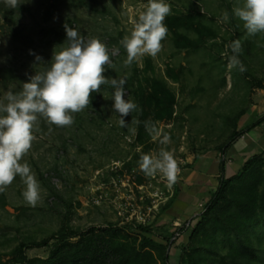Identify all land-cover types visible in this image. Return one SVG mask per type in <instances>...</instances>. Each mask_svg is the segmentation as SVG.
<instances>
[{
    "label": "rangeland",
    "instance_id": "1",
    "mask_svg": "<svg viewBox=\"0 0 264 264\" xmlns=\"http://www.w3.org/2000/svg\"><path fill=\"white\" fill-rule=\"evenodd\" d=\"M164 2L170 5L169 15H197L198 23L215 34L199 38L186 28L168 30L155 57L145 55L125 66L127 53L120 41L130 35L148 0H19L9 17L5 15L12 7L0 0V103H7L9 91H22L29 77L50 68L53 53L67 39L65 23L85 38H98L107 46L114 67L105 65L104 75L126 78V100L133 102L134 90L139 82L145 86L146 77L165 80L177 98L174 119L157 124L171 137L167 145L154 141L148 132L139 141L137 124L132 123L137 120L134 112L125 118L128 127L119 126V114L113 109L115 89L108 84L92 94L88 107L71 113L74 122L69 126L49 124L38 117L32 147L20 162L30 166L39 184L40 200L35 207L26 203V185L19 176L0 193V264L11 261L19 244L44 239L48 245L28 248L26 255L47 258L57 242L54 234L64 226L85 231L110 223L120 227L121 242L146 253L149 259L143 264H163V250L169 264H225L222 257L226 264H233L237 254L232 234L193 233L209 198L203 199L204 207L189 219L190 227L185 225L189 220L179 223L180 227L165 218L187 173L200 171L203 165L212 171L217 167L215 161L225 158L230 164L226 177H231L253 156L232 159L218 147L235 129L243 130L264 115V86H260L264 85V33L248 35L243 22L235 17L233 9L243 0ZM182 36L198 44L178 47L175 39ZM235 40L242 45L243 73L228 67L232 55L228 46ZM114 48L119 53L113 56ZM30 52L41 56L44 64L38 65ZM169 69L178 81L169 77ZM162 148L173 153L180 168L171 188L162 174L146 176L139 167L142 154L157 156ZM140 225L149 229L142 230ZM242 237L249 239L255 254L238 259L264 264V214Z\"/></svg>",
    "mask_w": 264,
    "mask_h": 264
},
{
    "label": "clouds",
    "instance_id": "2",
    "mask_svg": "<svg viewBox=\"0 0 264 264\" xmlns=\"http://www.w3.org/2000/svg\"><path fill=\"white\" fill-rule=\"evenodd\" d=\"M5 3L12 8L20 5L19 0H5ZM170 12V5L164 0H148L146 10L134 21L130 35L120 41L127 53L125 66L145 55L155 57L161 51V42L168 34L164 20ZM233 12L243 22L248 35L264 33V0H243ZM224 18L227 19V13ZM63 27L67 39L60 45L61 50L53 53L50 68L29 77V82L23 83L18 94L9 91L5 97L7 103H0V113L4 114L0 115V193L19 176L26 185L24 200L33 207L40 200L39 184L30 166L20 161L32 147L38 117H43L49 124L69 126L74 122L71 113L88 107L92 94L100 92L101 85L105 84L115 89L113 109L119 114L121 128L128 127L125 118L129 114L141 111L136 103L125 99L126 78L105 77V65L114 67L107 46L98 38H85L67 23ZM228 47L232 51L228 67L245 72L246 68L239 59L241 41L235 40ZM118 53L119 49L114 48L111 55ZM30 54L35 56L38 65L44 64L41 56ZM132 123L139 124L140 121L133 120ZM145 128L161 145L171 142L170 135L162 133L151 121L145 122ZM139 167L146 176L162 174L169 188L177 182L180 172L173 153L163 148L157 156L142 154Z\"/></svg>",
    "mask_w": 264,
    "mask_h": 264
},
{
    "label": "trees",
    "instance_id": "3",
    "mask_svg": "<svg viewBox=\"0 0 264 264\" xmlns=\"http://www.w3.org/2000/svg\"><path fill=\"white\" fill-rule=\"evenodd\" d=\"M14 11V8L10 9L5 16L9 17ZM164 24L172 32L178 28L192 30L198 34L199 38L215 34L209 27L198 23L197 15L192 13L168 15L165 17ZM175 41L176 45L182 48L198 44V41L188 36H182V39H175ZM169 70V77L178 81L174 70ZM145 82V86L139 82L134 90L133 99L141 110L133 111L136 119L140 121L137 124V138L141 142L147 135L145 122L151 121L157 126L160 121L173 120L177 104L176 93L165 80L146 77ZM263 122L264 115L243 130L235 129L228 140L218 147V150L225 154L238 138ZM225 171L226 163L223 158L220 162L219 186L205 205L193 233H206L212 230L216 235L221 232L224 235L232 234L235 238L237 254L232 263L248 264L247 260L241 261L238 258L241 256L247 259L248 256L255 254V248L249 239L243 238L242 235L245 229H250L255 220L264 214V151L261 155L256 154L248 159L242 170L235 175L226 177ZM139 228L149 229L142 225ZM119 232L121 230L117 223L85 231L64 226L62 231L54 234L57 242L47 258H29L26 255L28 248L48 245V239H44L32 244H19L14 250L13 258L7 264H143V261L149 259L145 252L130 248L126 243L121 242L118 237ZM147 254L151 253L147 252ZM160 258L163 264H169L166 250L162 251ZM221 262L226 264L225 257H222Z\"/></svg>",
    "mask_w": 264,
    "mask_h": 264
},
{
    "label": "crops",
    "instance_id": "4",
    "mask_svg": "<svg viewBox=\"0 0 264 264\" xmlns=\"http://www.w3.org/2000/svg\"><path fill=\"white\" fill-rule=\"evenodd\" d=\"M262 116H259L258 119ZM263 146L264 122L247 132L246 136L244 135L238 138L224 155L225 157H232V159H234V157H239L238 159H240V157L245 154L249 157L251 153H253V155L261 153L264 150ZM258 150H260V152ZM211 157H215V155ZM234 162L235 161H233V163ZM201 164L203 165V161ZM238 164L242 165V162L241 164L237 162V165ZM229 165L230 164L227 162L225 171V175L227 176L228 169L230 168ZM215 166L217 167H213V169H211L212 171H210L205 169L203 165L200 171L195 170V172L187 173L186 176L182 178L184 181L181 184V192L176 202L173 203V207L169 210L170 212L167 211L165 220L169 222L173 221L176 225L191 219L198 213L199 207L204 203L203 199H210L211 192L216 190L217 178L219 177L220 179L219 160L215 161Z\"/></svg>",
    "mask_w": 264,
    "mask_h": 264
},
{
    "label": "built area",
    "instance_id": "5",
    "mask_svg": "<svg viewBox=\"0 0 264 264\" xmlns=\"http://www.w3.org/2000/svg\"><path fill=\"white\" fill-rule=\"evenodd\" d=\"M202 207H204L203 205H202ZM204 211V208H203V210H202V212ZM187 227H190L191 225H192V221L191 220H189V221H187V223L185 224ZM179 226L181 227L182 226V224H179Z\"/></svg>",
    "mask_w": 264,
    "mask_h": 264
}]
</instances>
